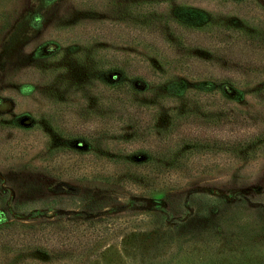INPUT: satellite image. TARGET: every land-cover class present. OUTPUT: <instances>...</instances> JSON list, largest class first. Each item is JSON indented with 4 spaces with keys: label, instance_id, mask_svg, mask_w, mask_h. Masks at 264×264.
Here are the masks:
<instances>
[{
    "label": "rangeland",
    "instance_id": "obj_1",
    "mask_svg": "<svg viewBox=\"0 0 264 264\" xmlns=\"http://www.w3.org/2000/svg\"><path fill=\"white\" fill-rule=\"evenodd\" d=\"M174 14L210 21L213 27L199 32L238 43L246 69L226 92L254 115L256 149L196 154L188 175L150 191L88 173L100 161L112 169L105 154L122 143L103 141L98 157L69 158L60 168L43 160L56 134L78 146L70 126L78 125V106L102 88L104 79L93 75L97 59L104 78L112 60L133 72L132 83L139 73L179 86L212 83L208 72L220 68L191 75L175 62L177 37L193 33L181 32ZM71 212L108 227L74 264H264V0H0V220ZM95 224L81 225L78 237H90Z\"/></svg>",
    "mask_w": 264,
    "mask_h": 264
},
{
    "label": "trees",
    "instance_id": "obj_2",
    "mask_svg": "<svg viewBox=\"0 0 264 264\" xmlns=\"http://www.w3.org/2000/svg\"><path fill=\"white\" fill-rule=\"evenodd\" d=\"M174 16L181 32L193 33L181 40L177 37L182 49L175 62L191 75L204 67L220 68L222 71L208 72L212 83L179 86L172 78L162 75L151 78L147 73L137 74V82L132 83L133 72H126L112 60L113 71L104 78L100 76L103 69L98 67L97 59L93 75L98 80L104 79L102 88L91 91V102L78 106V111H82L79 112L80 120L75 128L70 126L72 133L69 135L78 141V146H69L66 139L56 134L58 139H51L43 160L60 168L69 158L80 161L86 154L98 157L95 150L103 141L122 143L114 147L113 153L105 154L106 163L111 164L112 169L106 170L104 162L100 161L98 168L89 169L88 173L101 180L121 182L127 179L144 191H150L155 185L170 187L188 175L189 164L196 154L207 151L234 154L240 147L243 153L256 149L252 144L260 134L250 128L254 125V115L238 108L232 102V94L226 92V86L236 80L238 70L246 69L240 63L238 43L224 39L223 34L216 37L199 32L211 29L210 21L188 22L179 15ZM229 48H233L234 56L229 54ZM233 58L236 61H232ZM79 79L78 85L83 84L85 78L80 76ZM86 84L79 87L84 88ZM91 143L92 148H89ZM57 146L62 149L58 151ZM96 222L99 219L81 212L34 222L0 220V264H43L49 254L58 256L55 264H74L108 229ZM88 224H95L89 232L90 237L81 230L79 238L78 229Z\"/></svg>",
    "mask_w": 264,
    "mask_h": 264
}]
</instances>
